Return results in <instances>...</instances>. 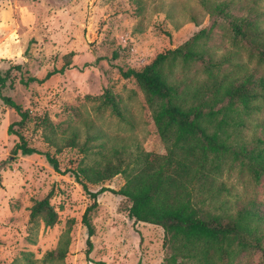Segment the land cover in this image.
Segmentation results:
<instances>
[{
  "label": "rangeland",
  "instance_id": "374dc122",
  "mask_svg": "<svg viewBox=\"0 0 264 264\" xmlns=\"http://www.w3.org/2000/svg\"><path fill=\"white\" fill-rule=\"evenodd\" d=\"M260 5L264 9V0ZM210 22L200 0H0V75L5 78L1 95L28 112L25 122L14 125L13 130L21 132L30 146L54 156L60 168L54 170L39 153H13L18 137L8 134L7 128L19 121L20 115L0 98L2 264L163 261V229L130 219L128 199L108 190L98 194V206L91 213L95 231L87 255L82 215L91 199L65 170L80 163L124 166L138 149L166 153L143 91L121 70L142 67L157 53L178 46ZM66 58L70 65L55 72ZM28 76L43 81L24 85L21 77ZM106 88L120 98L126 122L109 109L99 108L97 97ZM246 122L245 138L264 137L258 125L264 122V113H256ZM218 180L229 191L224 195L230 203L254 201L264 211V178L255 183L234 167L224 169ZM123 183L124 177L117 174L89 187L118 189ZM49 193L58 219L45 226L40 217L30 219V208ZM60 246L66 247L62 259L46 258L48 251ZM259 259V252L254 250L237 263L257 264Z\"/></svg>",
  "mask_w": 264,
  "mask_h": 264
},
{
  "label": "trees",
  "instance_id": "16d2710c",
  "mask_svg": "<svg viewBox=\"0 0 264 264\" xmlns=\"http://www.w3.org/2000/svg\"><path fill=\"white\" fill-rule=\"evenodd\" d=\"M260 1L200 0L211 18L209 26L157 53L142 67L121 70L143 91L166 153L138 149L124 166L80 163L65 170L91 199L82 215L87 255L95 231L91 213L98 206V194L108 190L128 199L130 219L163 229L165 255L160 264H238L246 252L254 250L260 254L257 264H264V211L254 201L230 203L224 195L229 191L218 180L224 169L234 167L255 183L264 178V137L245 138L243 134L246 121L264 113V9ZM70 63L66 58L55 72ZM52 73L47 72L45 78ZM21 81L27 85L43 79L28 76ZM4 85L0 75V98L20 115L7 128L8 134L18 137L13 153L42 154L60 171L54 156L30 146L21 132L13 130L25 122L28 112L1 95ZM97 99L99 108L127 121L125 107L110 88ZM258 125L264 135V122ZM74 141L73 136L69 143ZM117 174L124 177L118 189L89 187ZM49 199L50 193L34 201L30 219L40 217L45 226L57 221ZM65 254L66 247L60 246L48 251L46 258L62 259Z\"/></svg>",
  "mask_w": 264,
  "mask_h": 264
}]
</instances>
